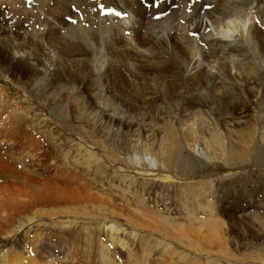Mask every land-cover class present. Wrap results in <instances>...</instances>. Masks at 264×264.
<instances>
[{"label": "rangeland", "instance_id": "1", "mask_svg": "<svg viewBox=\"0 0 264 264\" xmlns=\"http://www.w3.org/2000/svg\"><path fill=\"white\" fill-rule=\"evenodd\" d=\"M116 2L0 0L2 37L26 34L25 40L32 45L45 43L58 58L65 55L61 41L51 43L55 36L83 43L91 38L86 29L104 37L113 16L116 23L127 26L124 35L135 29L139 6L147 12L144 16H152L141 32L145 41L152 29L148 46L141 51L133 45L114 51L123 55L116 58L119 72L135 89L128 93H120L116 81L108 82L107 76L115 74L107 68L114 59L110 50L97 53L95 59L92 53L73 57L95 64V77L83 84L58 66L44 69L48 72L39 78L19 62L3 63L0 58V183L22 185L24 177L48 186L86 190L93 196L91 202L86 198L36 205L10 227L0 228V264H264L260 224L264 222V0H231L226 8L212 0H157L156 6L136 0L125 8L126 2H132L120 0L132 17L123 11L119 16ZM103 10L109 13L105 16ZM239 15L250 17L248 26L260 30L253 50L245 40L220 34L228 35L230 21ZM51 20L59 29L54 28L55 35ZM167 33L174 39L176 56L162 40ZM191 41L209 57L208 69L213 70L215 63L229 69V64L253 81L259 74L256 116L252 107L243 109L250 106L245 94H250L254 82L244 89L226 79L219 86L229 92L227 103L241 109L227 107L226 101L219 107L212 96L202 108L191 106L190 101L206 94L187 88L181 61L192 56L182 45ZM146 49L153 53L146 54ZM65 58L61 66H67ZM83 61L75 63L74 70L81 69ZM144 83L155 100L136 95ZM224 117L230 131L218 128ZM196 137L207 145L196 147ZM34 145H41V150H34ZM72 174H77L74 180ZM204 236L211 242L205 243Z\"/></svg>", "mask_w": 264, "mask_h": 264}, {"label": "bare ground", "instance_id": "2", "mask_svg": "<svg viewBox=\"0 0 264 264\" xmlns=\"http://www.w3.org/2000/svg\"><path fill=\"white\" fill-rule=\"evenodd\" d=\"M116 1L117 2H116V6H115L116 8L115 9H116L117 13L119 14V16H120L122 11H123V13L124 12L127 13L128 16L133 14V12L127 11V10H125L123 8V3H121L120 0H116ZM129 1H131L132 4H130V3L128 4L126 2L127 7H125V8H130L133 5H135V3H136V0H129ZM212 1H214L217 4V7H220V8L224 4H225V8H226V6L231 3V0H212ZM139 4H141V3H139ZM161 4H162V2H161ZM134 8H137V7H134ZM137 10H140L141 16H140V18L138 17L139 19L137 20L136 23H134L135 24L134 25L135 29L131 28V30H129V31L126 30L127 33L124 34V35H123V31H124L123 28H124L125 24H122V22H121V24L124 25V26H121L119 23H116L118 21H117V19L113 18V17H115V16H113V17H110L111 18L110 19L111 20L110 21V28H109V30L107 31V33L105 34L104 37H101V36L97 35L98 33H96V31L94 32L93 30H86V29L83 30V31L86 32L87 35L90 36L91 38L89 39V41H86V42H83V43L78 42V41H76L74 39H72L70 41H63L60 38L65 39V36H55L57 38L53 39L51 41V43H55V41L57 39H58V41H61V45H62V48H63V51H62L63 54L62 55H65L68 58V63L69 62L71 63L70 65H68V63H67V66H61L63 64V59H61V58H65V56H61L60 58H58L56 55H54L52 53L53 52L52 50L47 49L49 46L47 47L45 45V43L39 42L36 45H32L31 41L25 40L26 38H28V35H26L25 33H24L25 35H21V36H19V34H17V35H15L14 38L12 36L2 37L3 35H2L1 29H0V58L2 59L3 63L6 62V63L10 64V63H13V62L15 63L16 61L19 62L25 69H27L29 71L28 74H31V76H36V77H39V78L41 76L45 75L51 69L52 66L55 67V68L58 66L59 69H63V71L65 70L64 72H66V74L70 75V77L74 78V80L78 79L81 82V84H83V83H87L93 77H95V74H96V69H95V66H94L95 64H92L90 61L74 60L73 57L76 54L83 55L84 53H87V54L88 53H92V54H95L94 57H93L95 59V56H96L97 53H104L105 54V52H108V50H110L111 53L114 54V59L110 60L107 63L108 64L107 68H108V70L110 69V70L115 71V74L114 73H112V74L110 73V75H108V76L105 75V76L108 77L107 78L108 82L109 81H113V82L116 81L118 86H119V89H120L119 92L120 93H122V92L128 93V90L134 91L135 89H131L132 88V86L130 84L131 80L129 81L127 79L128 77H126L124 75L125 73L123 74V73L119 72V66H118V63L116 61V58L118 59V58L122 57L123 55L115 53L114 51H124L123 50L124 48L125 49L126 48L130 49L131 45H133L134 48H136L137 50H140V48H144V47H146V46H148L150 44V42H151L150 39L151 38L149 39V37H150V34L152 33V29L149 30V34L145 37V41H143V35H142L141 32H142V29H145L148 26L147 23L151 22L150 20H152V18H151L152 16H150V17L144 16L145 13L147 14V12L144 10V8L142 6H139L137 8ZM236 11H237V9H236ZM236 11H235V15H238V13ZM0 12H2V11H0ZM130 17H132V16H130ZM126 18H127V16H126ZM120 19H122V18H120ZM250 21H251L250 17L247 18V16H243V15L235 16V19L230 21V23L228 25V28L230 29V31L228 30L229 34L228 35H226L225 33H220V34L225 35V38L227 36V38H229L230 40H233V39L245 40V42L248 45V47L253 50L254 43H255L254 40H255L256 36L260 37L261 35H260V30H259V28L257 26H254L252 24H251V26H248ZM47 22H49V21H47ZM130 23H131V21H130ZM46 25H48V24H46ZM50 25H51V27H50L51 32L53 30H55L54 28L58 29L57 25L52 23V20L50 22ZM125 27L127 28V26H125ZM132 29H134V30H132ZM58 31H59V29H58ZM215 31H217V30H215ZM55 33H53V34L55 35ZM9 34H11V33H9ZM49 34H51V33H49ZM94 34H95V37H93ZM132 35H134V36H132ZM132 37H134L136 39V41L137 40L141 41V43L135 42V40ZM51 38H52V36H51ZM93 39H94V41L96 43L100 44V48L99 49L95 48V44L96 43L93 41ZM120 39H122V40H120ZM162 40L164 41V43L168 47L167 48L168 51H171L176 56V54L174 52V49H175V47H174V39L171 36V34H168V33L165 34L164 36H162ZM48 42H49V40H48ZM75 42H77V43H75ZM51 43L47 44V45H51ZM40 45H42V47ZM104 47L105 48L108 47L109 49H107V51H104L103 50ZM182 48L184 50H186V52L188 54H190V56H192L189 59L187 58L186 59L187 61H185V60L181 61L182 69L187 71V76H188L187 88L193 89L194 91L204 90V93H205V90H206V94H204L202 96H199L198 99L195 100L196 102L194 100L190 99L189 97H187L190 100H192V101H190V104H191L192 107L196 106V108H202V106L204 105V102L208 101V97L209 96H212L215 101H217L219 104H221V106H219V104H218L219 107H222L223 105H225L224 101H226V103H227L230 100V99H225V98H228V97H225V95L228 96L229 92L227 90H225V88H222V87H219V86L222 83H224V80L226 81V79H227L228 82L232 81V82H234V83H236L238 85H243L244 89H246V85L248 86V84H252L251 82H254L253 84L255 86L253 88H250V91L252 92V94H251V92H250V94L249 93H246V94L244 93L246 98H247V100L250 101V106L245 105V107L243 109L246 110V109H249L250 107H252L254 109V111H255V115L254 116H256V113H257L258 109L260 108L259 107V102H260V98H261L260 97L261 95L259 96V92H261V89L257 87L258 84H259V86L261 85V82H260L261 78L258 76L259 75L258 73L255 74V78L256 79H255V81H253V80L247 78L245 76L246 74H242L243 72L241 70H240L241 74L238 73L237 67L230 66L229 64H227L229 66V69H225V67H224L225 64L221 65L220 63H215V66L213 67V70H211V69L207 68V63H206V61L209 59V57L207 56V54L205 52H203V49H201L195 42L193 43L191 41V43L189 45L183 44ZM133 51H135V49H133ZM40 52H42V54ZM258 52H259V50H258ZM57 53L59 54L60 51L57 52ZM145 53L150 55V54L153 53V51L150 50V49H146ZM55 59H57V63L52 65L53 60H55ZM176 59L178 60L177 57H176ZM82 61H83V63L81 65V69L78 68V69L74 70L75 66H77V65H74V64L77 63V62L80 64ZM65 63H66V60H65ZM209 63H211V62H209ZM42 66H45V68H41ZM78 67H80V66H78ZM123 67H124V65H123ZM44 69H46L48 71L44 72ZM166 69L168 70V69H170V67H167ZM154 70L157 71V69H154ZM121 72H122V70H121ZM158 72H160V71H158ZM59 73L61 74V72H59ZM160 73H162V72H160ZM163 73H165V72H163ZM56 74H58V72ZM91 75H92V78H91ZM139 75H141V74H139ZM220 75L222 77H220V79H219L218 76H220ZM134 77H135V74H134ZM75 82H77V81H75ZM108 84H110V83H108ZM223 86H226V85H223ZM148 87H149V85H147V83H144V88H141L142 90H138L137 89L138 91L136 92V95L138 97H140V98H144L145 101L146 100H152L153 101L156 98L153 95H149L150 91H149ZM155 88H156V86H155ZM162 89L164 90V92L163 91L162 92L166 93L165 92V87L162 88ZM177 89H175V90H177ZM226 89H228V88H226ZM243 91H247V90H243ZM239 92H241V91L239 90ZM186 95L187 96L188 95L191 96V94H189L188 92H186ZM164 98L167 99V96L164 97ZM227 107H231V108H234V109H241L235 103H231V104L229 103L227 105ZM223 112H224V115H225V111H223ZM110 118H112V117H110ZM112 119H114V118H112ZM208 121H210V120H208ZM222 121H223L222 124L219 125V123H218V128H221L223 126L224 128H227L226 129L227 131H230L228 128L232 127V126L229 125L227 117H224L222 119ZM204 125H208L207 121L204 122ZM204 131L205 130H203L201 128L200 133H204ZM229 134L232 135L231 133H229ZM197 137H200V136H197ZM197 137L194 139L195 141H196ZM32 139H34V138H32ZM187 139H188V137H187ZM221 139H222V134L219 133V137H218V140H219L218 144L219 145L222 144V142H220ZM189 140H190V138H189ZM263 142H264V140H262V143ZM195 144L197 145L196 147H198L200 144L202 146H204V147H205V145H207L206 141L201 139V138L198 139V141H196ZM34 147H35L34 150H37V149L41 150L40 148H42L41 145H34ZM199 154L203 158H204V156H206V160H208L210 162L213 161L206 154L203 155V153L201 151L199 152ZM147 159H148L149 162L153 163V165H155V166L157 165V163H156V161L154 159H151V158H147ZM75 175H77V174H74V176ZM18 176L19 175H13L14 178H18ZM20 176H22V175H20ZM74 176L72 174L70 177L74 180V178H76ZM20 179L23 180L21 182L22 185H19L18 182H14V181H13L14 183H12V184H11V182H9V183H0V228L1 229L7 228V227H10L11 225H13L14 222L17 219H19V218H21L23 216V213H27L28 211L34 209L36 207V205L40 204V206H41V204L43 203L44 205L43 204L42 205L45 206V207L46 206H53L54 205L53 203L56 202V201H57V205H58V203L60 205L61 204L63 205V204L79 202L82 199L86 200V198L89 199L88 202H91L90 197L93 198L92 195L90 197L88 196L89 194L87 195L86 190L84 191V190H79V189L76 190V189L64 188V187H61L59 185H50V186H48V185H45V184H41L40 182L31 181V179H25L24 177H22ZM55 179H58V178H55ZM63 180H65V179L63 178L61 180V182ZM76 180H78V179H76ZM58 181H60V178H59ZM58 181H55V183H58ZM69 183H71V181H69ZM77 183H78V181H77ZM80 184H82V183H80ZM10 186H12V187H10ZM257 190L260 191L259 188ZM23 197H25L27 199L29 198V200L28 201L20 200ZM92 203H94V202H92ZM234 220H235V218H234ZM260 224L264 227V222L263 221L260 220ZM203 241L205 243H207V241L211 242V239H210L209 236L208 237L204 236L203 237ZM15 252H16V250H15ZM17 257L19 259L21 258V256H19V255H17L16 258ZM6 258H7V256H6ZM10 259L11 258L8 257L7 260H10ZM4 260H5V258H4ZM7 260H5V261L7 262Z\"/></svg>", "mask_w": 264, "mask_h": 264}, {"label": "snow or ice", "instance_id": "3", "mask_svg": "<svg viewBox=\"0 0 264 264\" xmlns=\"http://www.w3.org/2000/svg\"><path fill=\"white\" fill-rule=\"evenodd\" d=\"M150 3H152L153 6H156V0H149Z\"/></svg>", "mask_w": 264, "mask_h": 264}]
</instances>
